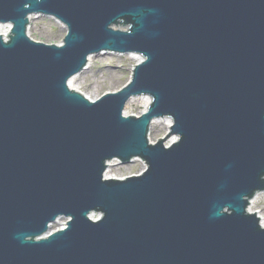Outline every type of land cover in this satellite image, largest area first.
I'll use <instances>...</instances> for the list:
<instances>
[{
	"label": "water",
	"instance_id": "1",
	"mask_svg": "<svg viewBox=\"0 0 264 264\" xmlns=\"http://www.w3.org/2000/svg\"><path fill=\"white\" fill-rule=\"evenodd\" d=\"M33 15L63 23V44L30 38ZM8 24L0 264H264L249 211L264 191V0H0ZM107 52L143 56L129 84L97 101L71 89ZM141 96L148 111L125 116ZM161 119L170 133L151 143ZM137 158L140 175L106 178Z\"/></svg>",
	"mask_w": 264,
	"mask_h": 264
},
{
	"label": "rangeland",
	"instance_id": "2",
	"mask_svg": "<svg viewBox=\"0 0 264 264\" xmlns=\"http://www.w3.org/2000/svg\"><path fill=\"white\" fill-rule=\"evenodd\" d=\"M66 34V26L53 17L37 15L31 18L29 35L36 41L46 44H61ZM133 55L108 52L92 57L89 69L76 76L78 80L73 84L74 88L91 99H97L105 93L120 90L129 82L133 67L138 63L136 59L132 58ZM143 111L144 106L137 99H133L127 104L125 113L128 116L134 114L140 116ZM151 128L150 139L152 142L165 137L169 132L164 120L153 123ZM172 139L171 137L168 140L167 145L172 143ZM111 165L110 172L108 171L110 177L121 179L138 175L146 168L145 162L143 163L139 158L130 164H122L121 161L114 160L111 161ZM257 199L258 201L251 205V209L252 212H258L264 220V191L258 194ZM67 221L68 219L64 218L61 223L65 225ZM61 223L54 224L53 230L63 228L64 225Z\"/></svg>",
	"mask_w": 264,
	"mask_h": 264
},
{
	"label": "bare ground",
	"instance_id": "3",
	"mask_svg": "<svg viewBox=\"0 0 264 264\" xmlns=\"http://www.w3.org/2000/svg\"><path fill=\"white\" fill-rule=\"evenodd\" d=\"M8 26H5L4 27V31H8ZM132 58H134V59H136L138 62L139 61H141L143 58L141 57V56H139V55H133V57ZM91 65V64H90ZM90 67V66H89ZM89 69V68H88ZM78 77H75V78H73L72 80H71V83H70V86L72 87V88H74V83H75V81L76 80H78L77 79ZM137 100L144 106V111L143 112H145V111H147L148 110V104L150 103V101L152 100V98H148L147 96H141V97H139V98H137ZM157 122V121H156ZM164 122L166 123V128H169L170 129V125L172 124V120L171 119H165L164 120ZM172 141H175L177 138L175 137V136H172ZM110 167H112V165L110 166ZM110 172V171H109ZM109 172H108V174L107 175H109ZM110 176V175H109ZM256 199V200H255ZM255 199H253V201H252V204H255L257 201H258V199H257V196H256V198ZM252 210V209H251ZM64 220V219H63ZM263 221V223H264V220H262ZM62 222V220H60L59 221V223H61ZM62 225H64L63 223H61Z\"/></svg>",
	"mask_w": 264,
	"mask_h": 264
}]
</instances>
